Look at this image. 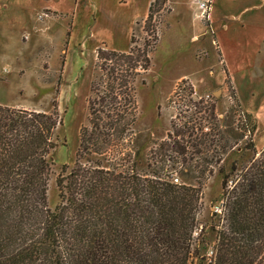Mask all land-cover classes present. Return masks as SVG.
I'll use <instances>...</instances> for the list:
<instances>
[{
  "label": "trees",
  "instance_id": "trees-1",
  "mask_svg": "<svg viewBox=\"0 0 264 264\" xmlns=\"http://www.w3.org/2000/svg\"><path fill=\"white\" fill-rule=\"evenodd\" d=\"M164 3H151L140 46L132 36L127 51L96 49L99 74L90 82L88 121L79 128L74 163L70 169L63 164L55 179L59 201L54 208L47 205V185L50 153L58 146L63 121L57 100L49 112L0 104V264H191L194 257L203 264L198 252L204 244L194 243L193 236L212 164L207 161L198 176L190 175L194 185L169 177L177 170L191 172L184 157L189 153L188 159L225 154L237 144L235 132L219 142L215 126L205 130L209 124L204 123L215 120L214 104L190 100V107L178 112L169 132L170 150L178 154L173 164L166 153L159 158L168 145L153 150L155 167L144 174L128 165L131 152L117 157L112 151L132 134L135 81L150 66L159 40L153 17L167 11ZM217 142L220 152L212 149ZM246 145L254 157L240 166L233 162L232 173L222 174L208 264H264V148L255 157L251 141Z\"/></svg>",
  "mask_w": 264,
  "mask_h": 264
},
{
  "label": "rangeland",
  "instance_id": "rangeland-1",
  "mask_svg": "<svg viewBox=\"0 0 264 264\" xmlns=\"http://www.w3.org/2000/svg\"><path fill=\"white\" fill-rule=\"evenodd\" d=\"M73 2L74 0H0V104L49 112L56 99L57 109L63 120L62 126L57 129L58 146L50 153L53 162L47 185V205L50 208H54L59 201L55 179L63 164H67L70 169L74 163L78 131L88 121L86 106L90 82L94 76L97 82L99 74L94 70L96 50H91V47L102 40L109 43L123 35L111 27L92 24L93 19L98 20V16L86 13L89 10L83 8L77 14L75 39L73 42L69 41L71 12L73 10L76 13L78 10L77 7L74 10ZM165 14L164 11L154 13L153 21L158 20L156 34L159 40L150 53L148 70L136 77L137 111L132 134L112 151L117 157L126 155L127 151L131 152L128 165H133L140 174H144L155 167L152 164L155 156L153 150L160 145L165 148L168 145L169 149L158 153L159 158L166 153V158H170L169 162L173 164L171 159H178V154L171 152L173 147L169 138L171 124L177 122L175 116L178 115V110L172 104L174 92L179 88L180 93L188 95L191 88L192 95L211 97L212 101L208 103L214 104L215 120L205 122L204 124H209V128L205 130L210 132L215 126V131L219 130L222 135L219 142L231 137V131L235 132L237 144L225 154L220 152L219 142L212 149L219 150L220 154L210 152L188 159L191 156L189 153L184 157L191 172H187V168L183 172L177 170L169 177L171 179L176 176L179 182L194 185L195 179L190 175L198 176L200 167L206 169L207 161L212 164L208 168H212L214 172L207 175V169L204 173L207 179L201 189L203 204L193 236L194 243H199V240L203 242L198 253L203 258V264H208V253L213 247L216 234L211 225L218 224L219 221V212L215 210L222 200L219 197L222 174L232 173L230 168L233 162L240 166L254 157L253 151L246 147L248 142L251 141L257 151L255 157L264 148V103L258 115L259 120L254 115V102L257 103L259 98L262 100L264 88L237 90L224 72L216 45L210 37H200V40L194 41V33L186 30L185 22H175L173 18L168 21L171 16L164 17ZM89 26L93 29L89 30ZM144 26V22H139L133 28L131 37H134L137 46L147 37ZM197 48L204 50L197 53ZM226 56L230 62L237 59L232 54ZM76 59L82 62L83 69H77V74L66 80L61 76L63 63L69 66V74ZM182 78L187 83L176 85ZM250 92L257 95L252 97ZM235 123L239 124L238 127H235ZM218 158L220 161L217 162ZM181 165L180 163L178 169H181ZM194 166L198 167L193 171ZM221 167L223 173L219 172ZM214 211L217 213L215 216ZM191 264L202 263L199 258L194 257Z\"/></svg>",
  "mask_w": 264,
  "mask_h": 264
},
{
  "label": "crops",
  "instance_id": "crops-1",
  "mask_svg": "<svg viewBox=\"0 0 264 264\" xmlns=\"http://www.w3.org/2000/svg\"><path fill=\"white\" fill-rule=\"evenodd\" d=\"M153 1L74 0L73 8L76 10L77 7L78 10L76 13L73 10L71 12L69 41L73 42L75 39L74 28L77 26L78 12L87 8L86 10L89 11L86 13L91 12L98 16V20L93 19L92 24L105 25L123 34L119 38H114L112 42L106 43L102 40L93 44L91 50L105 46L110 50L127 51L133 28L139 22H144ZM164 6L167 9L164 17L171 16L168 21L173 18L175 22H185L186 30H190L191 34L194 33L192 35L194 41L200 40V37H210L216 45L224 72L237 90L264 88V0H210L207 18L200 17L198 0H165ZM168 24L170 27V22ZM89 27V30L93 29L92 26ZM200 50L204 49L197 48V53ZM228 54L235 55L236 61L230 62L226 58ZM67 69L69 66L63 63L61 76L66 80L75 76L77 69H83L82 62L76 59L69 74ZM239 83L243 85L240 86ZM241 94H243L242 91ZM250 95L253 97L257 93L250 92ZM248 103L251 101L248 100ZM263 103L264 94L261 101L259 98L257 103L254 102L256 104L254 115L258 120ZM257 106H259L258 109Z\"/></svg>",
  "mask_w": 264,
  "mask_h": 264
},
{
  "label": "built area",
  "instance_id": "built-area-1",
  "mask_svg": "<svg viewBox=\"0 0 264 264\" xmlns=\"http://www.w3.org/2000/svg\"><path fill=\"white\" fill-rule=\"evenodd\" d=\"M198 6L200 8V17L201 18H207V13H209V9H210V0H198ZM184 79V78H182ZM181 81V79L179 80V82ZM179 82L176 85H179ZM179 89V88H178ZM175 91L174 92V100L172 101V104L175 105V110H178V112H180L183 108H189L190 107V100L191 101H198L200 99H203L205 101V103L207 102H211L212 99L209 95H203V96H197V95H192V92L188 93V95H185L183 93H180V91ZM177 116V115H176ZM175 116V117H176ZM173 117V118H175ZM238 122H240V120H237ZM238 123L236 125L235 123V127H238ZM206 129V128H205ZM171 181L174 183H179L178 178L176 176L171 177ZM215 211L220 212L221 209L220 207L218 209H216ZM213 247L210 250V252L208 253L209 257L211 258L213 256Z\"/></svg>",
  "mask_w": 264,
  "mask_h": 264
}]
</instances>
